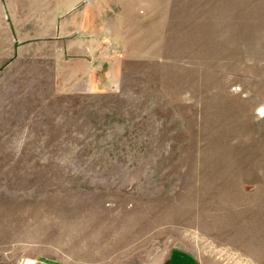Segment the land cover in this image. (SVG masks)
<instances>
[{
    "label": "rangeland",
    "instance_id": "374dc122",
    "mask_svg": "<svg viewBox=\"0 0 264 264\" xmlns=\"http://www.w3.org/2000/svg\"><path fill=\"white\" fill-rule=\"evenodd\" d=\"M135 1L116 87L0 66V264H264V0Z\"/></svg>",
    "mask_w": 264,
    "mask_h": 264
},
{
    "label": "crops",
    "instance_id": "0c3cea01",
    "mask_svg": "<svg viewBox=\"0 0 264 264\" xmlns=\"http://www.w3.org/2000/svg\"><path fill=\"white\" fill-rule=\"evenodd\" d=\"M134 1L123 5V15L119 9L116 14L114 8L108 9L105 0L77 1L76 6L73 0H0V66L14 60L22 67L27 54L51 62L57 78L66 84H88L91 92L116 87L123 60L109 55L120 51L127 36L133 35L117 28L127 25L130 33L132 26L139 29ZM165 264L203 263L188 250L175 248Z\"/></svg>",
    "mask_w": 264,
    "mask_h": 264
}]
</instances>
